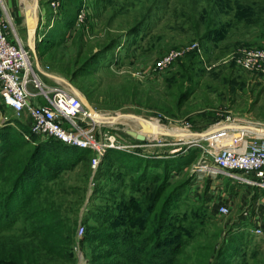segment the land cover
I'll return each mask as SVG.
<instances>
[{"label":"rangeland","instance_id":"374dc122","mask_svg":"<svg viewBox=\"0 0 264 264\" xmlns=\"http://www.w3.org/2000/svg\"><path fill=\"white\" fill-rule=\"evenodd\" d=\"M3 1L7 10L2 7L0 17L9 35L24 45L29 35L33 72L49 84H55L52 75L56 84L73 87L100 115L121 117L108 129L132 145L102 156L93 170L89 152L62 164L50 151L33 155L32 164L54 175L32 178L28 199L23 191L26 202L0 229V257L31 264H144L149 249L158 252L150 264H163L165 248L176 242L171 264H264V236L254 237L239 219L236 191L225 217L214 218L202 204L206 191H234L224 176L202 170V158L255 134L221 132L213 149L210 137L185 142L146 134L148 141L133 143L125 133L141 129L132 119L194 134L216 124L264 128V74L236 60L246 50H264V0H57L55 7L48 0ZM167 54L169 63L157 66ZM27 124L25 113L0 105V200L40 139L28 135ZM159 219L164 231L149 239ZM106 234L116 242L112 248L102 243ZM121 237L130 244L127 257L116 252ZM144 239L143 250L134 245Z\"/></svg>","mask_w":264,"mask_h":264},{"label":"built area","instance_id":"2783aa9c","mask_svg":"<svg viewBox=\"0 0 264 264\" xmlns=\"http://www.w3.org/2000/svg\"><path fill=\"white\" fill-rule=\"evenodd\" d=\"M48 1L52 7L58 4L57 0ZM31 52V48L24 46L15 35H9L7 22L0 17V105L17 115L25 113L30 135L51 137L65 145L88 150L92 170L107 149H124L132 145L121 143L109 131L108 123L97 121L94 118L98 114L96 110L89 113L77 94L61 86L44 84L32 70ZM171 57L172 54L163 56L156 61V65L160 67L169 63ZM236 60L243 68L264 74L263 49L246 50ZM28 85L34 90H29ZM224 131L227 130L206 136L211 139L210 148L215 149L217 135ZM252 133L255 136L242 140L240 145L216 147L217 151L209 153V160L202 158V170L211 176H224L234 190L221 194H217L216 190L206 191L202 204L214 218L225 217L230 212L236 191L241 198L239 219L247 224L248 232L254 237H263L264 195L261 191H264V135ZM144 137L143 141H148L146 135ZM143 141L133 138V143ZM237 184L241 185V191Z\"/></svg>","mask_w":264,"mask_h":264},{"label":"trees","instance_id":"16d2710c","mask_svg":"<svg viewBox=\"0 0 264 264\" xmlns=\"http://www.w3.org/2000/svg\"><path fill=\"white\" fill-rule=\"evenodd\" d=\"M71 4L70 1H67V5ZM43 43V41H42ZM28 132L29 136H33L29 134L28 129L26 130ZM35 137V136H34ZM37 144L34 145V147L31 149V151L29 152V160L28 162L25 164L24 170L20 171L17 176L14 178L12 184H11V188L10 190L7 192V194H5V197L0 200V229L3 227H6L10 222H11V218L13 217V214L16 213V211H18L26 202V199L22 196L23 191L27 192V199L28 196L30 194H32L34 191V187L36 182L31 180L32 178H36L39 177L40 180H50L53 178V172H49L47 170L41 169L39 170V168L37 166H35L34 164H32V159H33V155H37V157H42L43 153H47V151L51 152V156H57L59 159L58 164H62L63 161H66L68 158H72L73 160L76 159L74 162H76L78 160V158L81 157L82 154L88 153V150L86 149H81V148H77L75 146H70V145H65L62 142L48 137L45 138L43 140H36ZM118 150V149H116ZM115 151V149H107L105 151V153L103 154V156L106 154H109L110 152ZM78 154L79 157L77 158ZM90 154V152H89ZM49 159H47L45 161V163H43V165H48L49 163ZM99 165V163H98ZM97 165V166H98ZM40 171V172H39ZM38 173H40V175H38ZM182 188L181 185H179L178 187L174 188V191L180 190ZM171 192H169L168 194L171 195ZM167 194V197L169 198V195ZM166 198H164L162 200V204L159 208L158 211V217H165V204H166ZM166 200V201H165ZM156 202V201H155ZM149 208V205H148ZM147 210V209H146ZM161 213V214H160ZM163 225V220H158V223H156L154 226V234L150 235L149 239H155L156 235L162 234V230L164 231V228H162ZM108 238L105 237L102 238V243H106L107 245H109L110 248H112V246L115 245L116 242H114L112 240V236L106 234ZM111 238V239H110ZM110 240V242H109ZM141 240V239H140ZM121 241L123 242L120 245L119 250H117L116 252L121 253L123 255V257H127L128 256V252L130 244H128L127 241H125L123 239V237H121ZM147 240L144 239V241L142 243L139 244V240L136 244H134L135 246H137V248H140L141 250H143L147 244L146 242ZM156 243V245L160 244V241H154V244ZM179 249V244L174 242V244H172V246L170 245L169 247L165 248L164 253L162 254L163 257V264H171L172 262V256L174 254H176L178 252ZM145 251V250H144ZM132 252H130L129 254H131ZM146 255L150 254V256H148L146 262L144 264H150L153 260L152 255H158V252H156L155 254L152 253V250L150 251L149 249H147L145 251ZM134 260V259H132ZM169 260V261H168ZM0 264H31L29 262H21L20 260L17 261H13L12 259H3L0 257ZM139 264V261H138Z\"/></svg>","mask_w":264,"mask_h":264},{"label":"bare ground","instance_id":"6f19581e","mask_svg":"<svg viewBox=\"0 0 264 264\" xmlns=\"http://www.w3.org/2000/svg\"><path fill=\"white\" fill-rule=\"evenodd\" d=\"M32 8L34 9V11L36 10V6L35 5H33ZM94 118L97 121H99V122H106V123H109V124L122 119L121 117H113V116H110V115L109 116L108 115H100L99 113L95 114ZM132 120H134L136 123H138L140 125L141 129H138V131L142 132L144 135L147 134L149 139H155L158 136H162V135L163 136L164 135H167V136L168 135H174V137L176 139L186 142V141H189V140H191V141L192 140H197L198 137L200 136V133L194 134L193 132L188 131L187 129H181V128H178L176 126H172V128L170 129L168 127L160 125L156 121H149V120H143V119H132ZM223 125H226V124L213 125L211 127L212 129H209V130L216 129V127H220V126H223ZM231 125L232 126H237V127H242V125H234V124H231ZM249 125L244 126V127H246V129H240L239 128V130H248V131L259 133V134H264V130L261 131L262 129H264L263 127H255L254 125H251V126H249Z\"/></svg>","mask_w":264,"mask_h":264},{"label":"water","instance_id":"95a60500","mask_svg":"<svg viewBox=\"0 0 264 264\" xmlns=\"http://www.w3.org/2000/svg\"><path fill=\"white\" fill-rule=\"evenodd\" d=\"M34 27L33 28H29V32H32V34H34ZM72 88L71 90L73 91V93L77 94L80 98V101L81 103L83 104V106L87 109V111L89 113H93L94 112V109L87 103V101H85L83 99V97H81L79 95V93L73 88V87H70ZM238 127L237 126H232L231 124H227V125H224V126H220V127H216V129H213V130H209L211 128H208L207 130L203 131L200 133V136L198 138H204L206 136H209L211 134H214L216 132H219V131H222V130H232V129H237ZM125 133L133 138H135L136 140L138 141H143L145 139L144 135L141 134L140 132H137L135 130H131V129H126L125 130Z\"/></svg>","mask_w":264,"mask_h":264},{"label":"crops","instance_id":"0c3cea01","mask_svg":"<svg viewBox=\"0 0 264 264\" xmlns=\"http://www.w3.org/2000/svg\"><path fill=\"white\" fill-rule=\"evenodd\" d=\"M7 2H9V5H10V3H11V5L13 4V2L11 1V0H7ZM7 2H6V4H7ZM2 7H3V9L5 8L6 9V7H5V1H3V5H2ZM7 10V9H6ZM28 31V30H27ZM32 38H33V36H32ZM29 35H27V41H28V43H29ZM28 43H27V45H24V46H26L27 48H31L29 45H28ZM31 51H32V48H31ZM38 75V74H37ZM51 77H49V80H52L53 82H55V84H49L48 83V81H47V79H45V78H41L39 75H38V77L44 82V84H46V85H49V86H53V85H57V86H60L59 84H56V83H58L57 81H56V77H54V76H52V75H50ZM55 80H54V79ZM61 87H63V86H61ZM63 88H65V89H68L69 91H71V92H73L72 90H71V88L69 89V88H67V87H63ZM36 137V136H35ZM37 138V137H36ZM43 139H45V138H40V139H38V140H43Z\"/></svg>","mask_w":264,"mask_h":264}]
</instances>
